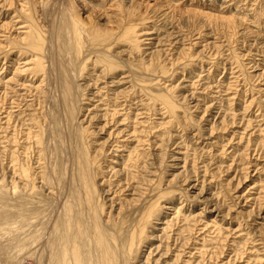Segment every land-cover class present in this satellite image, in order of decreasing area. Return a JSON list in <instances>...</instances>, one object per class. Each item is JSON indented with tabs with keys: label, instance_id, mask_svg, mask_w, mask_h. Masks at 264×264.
<instances>
[{
	"label": "rangeland",
	"instance_id": "rangeland-1",
	"mask_svg": "<svg viewBox=\"0 0 264 264\" xmlns=\"http://www.w3.org/2000/svg\"><path fill=\"white\" fill-rule=\"evenodd\" d=\"M72 1L84 28H98V36L119 32L116 30L119 9L126 6L139 36L140 50L131 41L111 44L110 55L118 68L110 75L104 73L108 77L101 74L103 64L95 69L94 79H99L100 88L105 86V81L111 88L120 81L115 91L130 93L133 88L130 81L135 79L132 64L138 79H135L137 105L120 111L118 124L103 125L104 121H110L103 116L107 106L89 113V120L83 126L95 135L91 141L94 151L103 154V149L108 150L106 155L110 160L115 155L126 156L129 151L119 152L114 141L104 144L109 141L107 134L120 128L126 135L138 133L147 140L148 131L154 128V142L159 146L156 152L165 163L163 187L168 182H173L175 189L189 185L187 195L191 197L182 204L184 198H176L165 207H177L182 214L193 217L204 211V221L217 223L211 224V237H215L218 229L224 236L228 235L229 248L224 257L230 252V256L242 252L245 245L247 251L242 253L248 255L246 262L255 263L258 256L264 264V0H105L109 2L107 6L100 0ZM42 7L44 0H0V50L8 52L7 60H2L4 55L0 57V119L2 126H7L3 116L12 111L13 128L20 131L26 148L30 146L24 138L29 122L22 113L26 105L32 109L40 102L45 83L42 73L38 74L34 67L32 54L16 48L25 44L16 45L15 41L22 40L30 31L27 15L31 12L40 21L44 16L41 23L52 30L55 14L48 13L50 6L45 7L42 15ZM143 58L152 60L155 66L152 71H145ZM33 68V72L25 71ZM113 77L116 84L111 81ZM147 88L157 96L170 95L176 103L174 115L160 101L151 104ZM95 104L91 107L98 106ZM135 140H129L131 149L136 146ZM34 147L31 152L34 175L40 177L36 184L39 187L42 183L44 188L37 195L41 200L36 199L40 200L39 211L42 210L36 216L41 222L39 219L40 223L35 222L40 229L49 218L47 205L41 202L47 198L44 176L47 160L53 155L49 158V154L36 149L37 145ZM38 154L43 155L41 160H35ZM54 159L55 156L51 162ZM7 161H10L8 157ZM117 162L115 170L121 168L122 159ZM13 169L4 180L0 176V181L9 184V188ZM193 198L196 203H191ZM12 207L10 202L13 212ZM173 214L174 211H164L165 216ZM10 224H0V240L7 243L6 253L16 256L20 243L13 240L9 245L7 240L15 238L17 223ZM4 226L7 228L3 229ZM11 230L12 236L5 234ZM33 243L30 240L29 246Z\"/></svg>",
	"mask_w": 264,
	"mask_h": 264
},
{
	"label": "bare ground",
	"instance_id": "bare-ground-1",
	"mask_svg": "<svg viewBox=\"0 0 264 264\" xmlns=\"http://www.w3.org/2000/svg\"><path fill=\"white\" fill-rule=\"evenodd\" d=\"M49 1L44 0L40 12L43 15L45 7L51 6L48 13L55 14L57 19L52 23V30H47L41 23L44 16L41 15L43 21H40L31 12L27 15L30 31L22 40L15 41L16 45L25 44V47L16 48L32 54L34 67L38 74L42 73V82L45 83L40 102L32 109L26 105L27 114L25 111L22 113L29 122L24 138L25 144L30 146L26 148L22 145L20 131L13 128L12 111L3 116L7 119V126H2L0 119V139L3 138L0 148H4L0 151V176L3 180L7 172L12 174L14 167V175L9 177L10 188L9 184L4 185L3 180L0 181V224L17 223L15 238L13 236L14 239L10 238L7 242L10 245L16 240L21 246L19 254L13 256L6 253L4 245L7 243L2 244L0 240V264H245V258H248L244 255L246 253H242L247 251L245 245L241 248L242 252L234 256H230V252L224 257L229 248L228 235L224 236L218 229L215 237H211V224L215 226L217 223L204 221V211L193 217L182 214L177 207H165L166 203L176 198H184L180 202L182 204L191 197L187 195L189 185L175 189L173 182H168L163 187L165 166L163 168V159L156 152L159 146L154 142V128L148 131L147 140H143L138 133L126 135L120 128L107 134L109 141L104 144L107 146L114 141L119 152L129 151L126 156L113 155L110 160L106 155L108 150L103 149V154H99L92 148L91 141L95 135L83 126L89 120V113L107 106L103 116L110 121H104L106 127L109 123L118 124L116 119L120 111L137 105L135 79L138 78L134 64L131 72L135 79H131L132 73L128 77L133 87L130 93L115 91L120 83L116 84L115 77L111 80L116 84L114 88L108 87L109 82L106 81L105 86L100 88L99 79H94L99 64L104 65L101 70L104 77L118 68L110 55L111 44L115 41H131L140 50L131 12L126 6L121 7L116 25L119 32L98 36V28H84L72 0ZM100 1L105 6L109 3ZM1 56L2 60H7L6 49L0 50ZM143 61L145 71L154 69L151 59L143 58ZM29 70L33 72L34 68L25 69ZM147 91L151 104L155 100L160 101L174 115L176 103L170 95L157 96L149 88ZM91 102L98 106L92 108ZM27 111L35 113L32 115ZM126 136L127 139H123ZM130 139H136L133 149L129 146ZM36 145L42 154L56 158L53 162V156L50 161L47 160L48 168L44 176L47 183L44 184L48 193L41 203L47 205L49 218L40 229L36 226L41 222L36 216L42 213V210L39 211L40 204L37 205L41 198L37 195L44 188L42 183L37 186L36 180L40 177L34 175L36 168L31 152L34 151L32 146ZM141 149L144 151L141 152ZM42 156L35 160H41ZM119 158L122 159V166L115 170ZM21 182L24 183L20 185ZM37 198L40 200L36 201ZM195 198L191 203H196ZM10 202H13V212ZM166 209L174 211L171 218L164 215ZM33 219L36 220V227ZM6 228L4 226L3 229ZM12 233V230L5 232ZM30 240L34 242L32 247ZM260 251H256L257 254ZM257 258L253 263L261 264L262 258ZM250 262L246 264H253Z\"/></svg>",
	"mask_w": 264,
	"mask_h": 264
}]
</instances>
